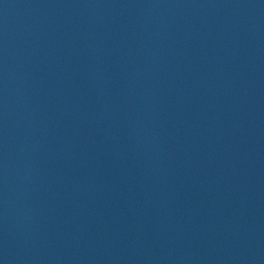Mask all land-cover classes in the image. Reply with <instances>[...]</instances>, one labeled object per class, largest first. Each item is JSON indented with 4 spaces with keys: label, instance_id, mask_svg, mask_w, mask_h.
Returning <instances> with one entry per match:
<instances>
[{
    "label": "water",
    "instance_id": "1",
    "mask_svg": "<svg viewBox=\"0 0 264 264\" xmlns=\"http://www.w3.org/2000/svg\"><path fill=\"white\" fill-rule=\"evenodd\" d=\"M0 264H264V0H0Z\"/></svg>",
    "mask_w": 264,
    "mask_h": 264
}]
</instances>
